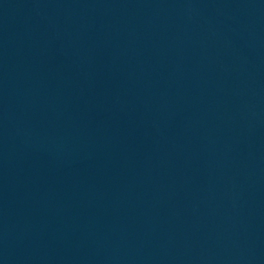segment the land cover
<instances>
[{
	"label": "water",
	"instance_id": "water-1",
	"mask_svg": "<svg viewBox=\"0 0 264 264\" xmlns=\"http://www.w3.org/2000/svg\"><path fill=\"white\" fill-rule=\"evenodd\" d=\"M0 264H264V0H0Z\"/></svg>",
	"mask_w": 264,
	"mask_h": 264
}]
</instances>
